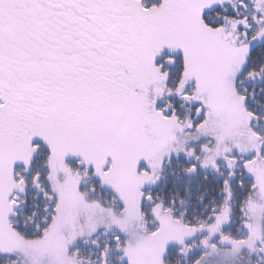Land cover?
<instances>
[{"label":"snow or ice","instance_id":"obj_1","mask_svg":"<svg viewBox=\"0 0 264 264\" xmlns=\"http://www.w3.org/2000/svg\"><path fill=\"white\" fill-rule=\"evenodd\" d=\"M0 264H264V0H0Z\"/></svg>","mask_w":264,"mask_h":264}]
</instances>
